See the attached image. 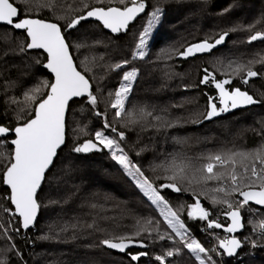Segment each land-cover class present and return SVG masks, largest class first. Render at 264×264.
<instances>
[{"label": "trees", "instance_id": "16d2710c", "mask_svg": "<svg viewBox=\"0 0 264 264\" xmlns=\"http://www.w3.org/2000/svg\"><path fill=\"white\" fill-rule=\"evenodd\" d=\"M145 2V12L127 32L111 33L99 25L98 21H82L76 29L68 32L76 65L80 71L86 73L93 92L98 97L95 111L106 115L96 116L93 108L83 98L72 101L67 118L66 143L60 149L38 193L43 206L32 229L21 228L16 216L3 211V208L14 210V206L5 199L10 190L2 182L5 162L0 158V245L4 242L5 249L8 250L0 260H5L6 264H43L44 261L38 260V255L45 251L56 252L57 249L65 251L60 259L66 260V264H81L82 261V264H136L125 253L100 245V240L108 235L133 234L137 230V221L158 222L152 227L158 226L160 234L171 231L160 215V210L110 158L107 150L87 154L72 151L77 144L92 139L95 131L103 129L105 119L126 132L122 145L156 187L168 183L166 177L171 175V172H165L163 168L156 166L163 164L168 167L173 158L177 163L184 157L203 163L198 158L210 153L228 149L253 150L261 145L264 139L260 135L264 129V65L259 62L252 65L253 70L259 72L260 76L251 78L248 84L242 82L244 73L235 75L227 66L235 62V67L236 63L246 64L249 60L264 56V40L248 42L250 35L256 31H264V0ZM15 3L21 9L26 6L25 0H15ZM45 4H50L51 7H45ZM85 4L88 8H85ZM96 6H101L100 0H28L27 4L33 16L59 21L61 24ZM103 6H120L119 0H103ZM155 7L164 10L163 22L156 29L145 58L132 60L139 34ZM249 25L253 26L252 30H248ZM233 28L240 30L231 31L224 44L211 53L193 58H178L177 53L187 46L206 38L215 39L218 34ZM2 32H8L11 36L6 42H0L1 122L14 128L23 123V120L17 119L18 115L27 119L33 114L35 102L26 99L25 93L39 85L42 79L51 80L53 77L42 64L37 65L34 62L33 58L37 56L43 61L46 53L42 50H28L24 54L4 57L2 53L5 50L18 51V46L25 37L22 31L12 30L7 25H0V33ZM94 41L101 43L93 44ZM79 44L86 46L77 48L76 45ZM219 55L223 58L219 57L216 61L215 57ZM124 59L130 61L128 66L116 71L109 70L110 65ZM133 67L138 69V78L126 104V110L131 115L117 120L110 107L114 96L110 98L109 92L118 88L124 71ZM204 69L216 74V79L231 78L232 84L228 88L240 87L262 102L205 120L203 117L208 110L209 97L215 98L213 102L218 107L219 97L213 81L209 84L200 83ZM141 108L153 115L141 117ZM156 116L162 117V120H156ZM165 121L175 122V126L159 127ZM125 123L127 127L124 126ZM217 126L219 127L216 129ZM220 127L231 129V133H224ZM81 128H85L83 133ZM105 131L115 136L114 133ZM203 135L205 140L202 139ZM13 137L10 135L5 139L10 141ZM192 138L196 145L192 144ZM12 147L10 143H2L0 152L10 153ZM191 175L189 172V178ZM212 185L215 186L216 182H209L207 186ZM207 186L194 182L191 187L196 193L207 192L206 197L200 196L202 205L211 209L212 219L227 227L230 222L224 215L226 208L224 205L213 206L210 203L211 196L208 191L210 193L211 188L205 190ZM181 187L187 185L182 184ZM161 194L169 201L173 210L178 211L192 236L206 248H216L217 253H221L223 250L218 248L219 239L234 235L241 240L242 247L233 257L212 254L219 261L218 264H264V246H261L264 245V240L260 238L258 231L253 232L254 225L258 224V217H254L249 209L242 210L244 227L240 231L228 233L223 228L205 231V221L187 217V205L195 199L192 191L177 193L171 189H161ZM234 196L239 197V194ZM53 201L58 203H50ZM93 204L97 207L93 208ZM251 208L254 211L259 210L255 211L256 214L264 215V208L252 204ZM94 220L105 231H96L85 226L92 224ZM71 224L81 227L76 230L69 228L67 232L61 231L65 225ZM15 228H20V231H14ZM5 229H8L7 236ZM73 232L76 239L71 238ZM157 236L156 231H152L151 236L145 233L137 239H143L147 247L128 250L131 253H148L138 264H159L156 256H162L169 250L175 252L176 249H180V252L173 257H167L165 264H199L179 242V238L175 241L160 240ZM252 240L257 241V246H252ZM75 253L78 257L72 256ZM51 261L52 256L45 257V263L50 264Z\"/></svg>", "mask_w": 264, "mask_h": 264}, {"label": "snow or ice", "instance_id": "6c2138e0", "mask_svg": "<svg viewBox=\"0 0 264 264\" xmlns=\"http://www.w3.org/2000/svg\"><path fill=\"white\" fill-rule=\"evenodd\" d=\"M101 6L92 7L86 13L81 14L64 24L59 21L50 22L43 18H37L31 14L27 7L28 0H25V8L21 9L15 0H0V25L10 26L12 30H22L25 39L21 41L16 49L5 50L2 55L24 54L28 50H43L46 53L43 61L39 56L34 57L37 65L43 66L52 74V79L46 78L40 81L34 89L25 93L26 99L35 102L32 109V115L24 119L23 116H17L18 120L23 123L17 124L14 128L6 125H0V144L10 143L13 147L10 153L0 152V158L4 160V171L2 173V182L9 188V194L5 197L10 201L12 208H3V211L10 215L16 216L21 228L28 229L33 226L42 204L39 200L38 192L42 183L46 180V172L54 163L58 156V150L66 143V114L70 110V102L74 98H83L93 108L96 116H105V113L95 111L98 104V97L94 94L90 79L86 73L78 70L74 63L71 49L73 44L68 39V32L76 29L82 21L94 18L102 25L104 29H109L112 33H120L122 30L127 31L130 21H133L138 14L144 13L146 9L145 0H119L120 6H103V0H100ZM45 7H51L45 4ZM85 8L88 5L85 4ZM227 11V10H226ZM164 10L155 7L149 14L147 26L142 29L138 37V43L132 53V60L137 58L144 59L146 56V47L153 35V30L163 22ZM98 25V26H99ZM253 26L249 25L248 30ZM240 30L233 28L225 30L218 34L215 39H204L198 43L191 44L179 51L177 55L187 58L195 54L210 53L217 46L223 44L231 31ZM11 36L10 33L0 34V42H6ZM257 40H264V31H256L250 35L248 42L252 43ZM100 41H94L93 44H99ZM85 44L76 45L77 48L84 47ZM264 65V56L258 59L249 60L246 64L229 63L227 68L231 69L235 75L244 73L242 82L248 84L251 78L260 76V73L253 70L252 65L255 63ZM130 64L128 59H124L109 66L110 71H116L125 68ZM138 78V69L133 67L125 71L122 81L114 92H109L111 99L110 107L114 110V118L119 120L124 116H129L126 104L129 102L130 95L133 91L134 82ZM214 81V86L218 89L219 104L213 102L214 97H209L208 110L204 114L205 120H211L222 113L237 109L241 106L253 105L262 101L255 99L248 91H242L241 88H228L226 85L232 84V79H216V74L204 69V75L200 80L201 84H209ZM47 89V91H45ZM141 117L152 116V112L144 108L139 109ZM156 120H162V117H154ZM199 122V121H193ZM127 127V123L124 125ZM175 122L165 121L159 127H174ZM86 127V126H85ZM114 133L115 136L107 135L106 131ZM83 133L85 128H81ZM13 135L14 138L7 141L5 138ZM260 135L264 137V129ZM126 139V132L119 130L118 127L104 120L103 129L97 130L92 139H86L83 143L77 144L72 151L75 153H90L92 151L107 150L110 158L115 161L123 172L135 183V186L141 190L143 195L160 210L167 223L170 232L159 233V227H152L158 222L146 220L144 223L137 221V230L128 235H108L107 238L100 240V245L107 249L117 250L129 256L131 262H138L142 257L148 255L147 252L131 253L127 250L130 247H147L143 239L138 240L147 233L151 236L152 231H156L160 240H176L183 244L189 254L199 264H218L214 255H224L233 257L237 250L242 247V242L234 235L231 238L219 239L218 248L223 250L217 253L216 248H206L197 239L193 238L190 229L184 220L181 219L178 211L173 210L169 201L161 194V189H171L174 192L192 191L195 196L194 202L187 205V217L192 220L205 221V231L209 229H221L228 233H235L238 229L244 227L242 210L249 208L251 204L264 208V139L261 145L253 150H232L210 153L198 158L204 161L196 163L192 159L181 158L180 163L173 158L168 167L163 164L156 167L163 168L165 172H171L167 176L168 183H162L159 187L154 186L153 182L145 176L142 168L136 164L125 150L122 142ZM141 151H143L141 149ZM140 155V152L136 153ZM191 172L189 178L188 173ZM207 186L209 182H216V185L210 189L213 193L210 203L215 205H224V215L230 219L231 223L225 227L222 223L217 222L210 216L211 209L202 205L200 196H207V192L196 193L191 186L193 183ZM186 184L187 187H181ZM246 189V190H245ZM223 194L222 196L220 194ZM238 193L242 199H233L234 194ZM58 203V202H50ZM97 207L95 204L91 205ZM183 207V206H181ZM255 211H259L258 209ZM87 228L96 231H105L101 229L94 220L92 224L85 225ZM2 227V226H0ZM81 227L78 224L65 225L61 231L67 232L69 228L76 230ZM16 232L20 228L13 229ZM5 235H8V229H5ZM259 232L260 238L264 240V218L253 227V232ZM11 239V237H8ZM47 238V237H43ZM76 239L75 232L71 237ZM247 242V238L245 239ZM252 246H257V241H251ZM264 246V245H261ZM15 247V245H13ZM180 252L169 250L162 256H156L155 259L159 264H165L167 257H173ZM201 254H204L203 257ZM0 264H6L5 260H0Z\"/></svg>", "mask_w": 264, "mask_h": 264}, {"label": "rangeland", "instance_id": "374dc122", "mask_svg": "<svg viewBox=\"0 0 264 264\" xmlns=\"http://www.w3.org/2000/svg\"><path fill=\"white\" fill-rule=\"evenodd\" d=\"M147 26V22H146V25H145V27ZM155 31H156V29H154L153 30V35H154V33H155ZM3 33V32H2ZM2 33H0V34H2ZM153 35H152V37H153ZM152 37L150 38V41H149V44H148V46L146 47V49H145V51H146V53L148 54V51H149V49H150V45H151V42H152ZM138 43V42H137ZM136 43V44H137ZM135 49V48H134ZM146 54V55H147ZM219 57L220 58H223V56H218V57H215L216 58V61L217 60H219ZM132 69V68H131ZM131 69H126L125 71H128V70H131ZM124 71V72H125ZM124 74V73H123ZM156 103H158V102H156ZM219 126H217L216 127V129L218 128ZM220 129H222L223 131H224V133H226V134H230L231 133V129H228V128H221L220 127ZM107 135H112V134H110V133H106ZM112 136H114V135H112ZM202 139H204L205 140V137H204V135L202 136ZM191 142H192V144H195L196 145V141L192 138L191 139ZM212 187H214L213 185L211 186V187H209V186H207L206 188H205V190L206 189H209V188H212ZM208 195H210L211 197H212V195H213V193L210 191V193H209V191H208ZM220 195H223L222 193L220 194ZM233 199H240L239 197H236V196H234L233 197ZM223 207H225L226 208V206H223ZM222 208V207H221ZM159 209V208H158ZM247 209H249V208H247ZM252 209V208H251ZM251 214L252 215H255L254 217H258L257 219H258V222L257 223H259L260 222V219L261 218H264V215L263 214H256L255 213V211L254 210H251ZM256 225H254V227H255ZM194 238V237H193ZM4 244V245H3ZM5 252H8V250L7 249H5V243L3 242L1 245H0V259L1 258H3L4 257V255H5ZM65 253V251H63V250H56V252H52V253H49L48 251H45L43 254H39L38 256V260H41V261H44L43 262V264H48L47 262L45 263V257L46 258H48V257H50V256H52L53 257V261H51L50 262V264H63V263H65L66 264V262H64V261H66V260H63V259H60V258H62V255ZM3 254V255H2ZM45 255V256H44ZM202 255V257H203V255L204 254H201ZM73 257H78V255H77V253H75V254H73L72 255ZM76 259H79V258H76ZM216 260V259H215ZM63 261V262H62ZM217 262H219L218 260H216ZM83 262V261H82ZM82 262H81V264H82ZM84 264V263H83Z\"/></svg>", "mask_w": 264, "mask_h": 264}, {"label": "water", "instance_id": "95a60500", "mask_svg": "<svg viewBox=\"0 0 264 264\" xmlns=\"http://www.w3.org/2000/svg\"><path fill=\"white\" fill-rule=\"evenodd\" d=\"M143 13H140V14H138V16L133 20V21H130V23H129V27H128V30H129V28H130V26L142 15ZM48 21V20H47ZM85 21H96L94 18H89V19H87V20H85ZM50 22H53V21H50ZM108 31H110L109 29H107ZM127 30V31H128ZM20 31H22V30H20ZM127 31H124V30H122L120 33H122V32H127ZM111 32V31H110ZM112 33V32H111ZM114 34H119V33H114ZM200 42V41H199ZM195 43H198V42H195ZM195 43H193V44H195ZM224 44V43H223ZM223 44H221V45H219V46H217L215 49H213L212 51H214V50H216L217 48H219V47H221ZM43 51V50H42ZM211 51V52H212ZM210 52V53H211ZM204 54H209V53H203V54H195V55H193V56H189V57H187V58H193V57H196V56H199V55H204ZM178 58H183V57H181V56H179L178 55ZM73 59H74V57H73ZM74 63H76L75 62V60H74ZM79 70V69H78ZM91 82V81H90ZM214 81L212 82V84H213V86H214ZM215 87V86H214ZM226 87H228V85H226ZM236 88V87H235ZM240 88V87H239ZM216 89V88H215ZM242 91H246V90H244V89H241ZM216 91H217V95H218V89H216ZM250 94V93H249ZM251 95V94H250ZM218 97H219V95H218ZM75 99H80V98H74V100ZM71 103L72 102H70V105H71ZM218 104H219V100H218ZM219 106H220V104H219ZM250 105H247V106H241V107H239V108H237V109H233V110H230L229 112H226V113H222L221 115H219V116H223V115H227V114H229V113H231V112H233V111H236V110H239V109H245V108H247V107H249ZM68 114H69V111H68V113L66 114V124H67V118H68ZM219 116H217V117H219ZM217 117H214V118H217ZM0 125H3L2 124V122H1V112H0ZM8 136H10V135H8ZM14 138V137H13ZM12 138V139H13ZM66 138H67V126H66ZM64 146V145H63ZM62 146V147H63ZM61 147V148H62ZM59 151H60V149L58 150V154H59ZM92 152H97V151H92ZM57 158V157H56ZM56 158L54 159V162H55V160H56ZM53 165H54V163H53ZM53 165L50 167V169L53 167ZM49 169V170H50ZM48 170V171H49ZM48 171L46 172V175H47V173H48ZM44 183V182H43ZM43 183H42V186H43ZM42 186H41V188H42ZM7 187V186H6ZM41 190V189H40ZM40 190H39V192H40ZM246 190V189H245ZM38 192V193H39ZM241 198V197H240ZM242 199V198H241ZM252 205H254V204H252ZM254 206H257V205H254ZM258 208H262L261 206H257ZM41 210V209H40ZM39 215H40V211H39V213H38V216H37V219H36V221H35V223H34V225L33 226H30L28 229H32L33 227H35V225H36V223H37V221H38V218H39ZM242 217H243V215H242ZM243 219H244V217H243ZM228 220L230 221V219L228 218ZM230 223H231V221H230ZM243 228V227H242ZM242 228H240V229H238L237 231H240ZM28 229H25V230H28ZM131 248H141V247H137V246H133V247H130L129 249H131ZM144 248H146V247H144ZM128 249V250H129ZM110 250H113V249H110ZM127 250V251H128ZM113 251H116V252H118L117 250H113ZM121 253V252H120Z\"/></svg>", "mask_w": 264, "mask_h": 264}, {"label": "bare ground", "instance_id": "6f19581e", "mask_svg": "<svg viewBox=\"0 0 264 264\" xmlns=\"http://www.w3.org/2000/svg\"><path fill=\"white\" fill-rule=\"evenodd\" d=\"M229 222H230V221H229ZM219 253H220V252H219ZM219 256H220V255H219ZM219 256H218V257H219ZM220 257H221V256H220Z\"/></svg>", "mask_w": 264, "mask_h": 264}]
</instances>
